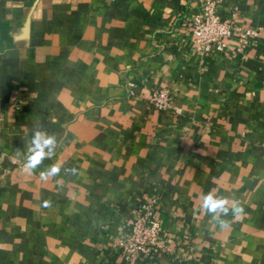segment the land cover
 <instances>
[{
    "label": "crops",
    "instance_id": "crops-1",
    "mask_svg": "<svg viewBox=\"0 0 264 264\" xmlns=\"http://www.w3.org/2000/svg\"><path fill=\"white\" fill-rule=\"evenodd\" d=\"M201 8L0 0V264H264V0L220 1L257 35L209 56L188 26ZM35 128L58 144L30 173ZM209 191L244 208L230 227L199 211ZM154 198L172 251L130 262L113 243Z\"/></svg>",
    "mask_w": 264,
    "mask_h": 264
},
{
    "label": "built area",
    "instance_id": "built-area-1",
    "mask_svg": "<svg viewBox=\"0 0 264 264\" xmlns=\"http://www.w3.org/2000/svg\"><path fill=\"white\" fill-rule=\"evenodd\" d=\"M220 1L201 0V11L188 23L193 35V46L202 56L226 52L235 33L239 50L248 44L251 37L257 35L255 29L238 27L231 19H223L218 12ZM172 100V92L168 87H156L150 96L151 104L158 110L172 107ZM175 112L181 115L182 109L175 108ZM158 202L154 198L140 205L135 210L136 217L129 219L126 235L113 243L114 249L126 260H155L158 252L172 251L163 239L162 224L157 214Z\"/></svg>",
    "mask_w": 264,
    "mask_h": 264
},
{
    "label": "clouds",
    "instance_id": "clouds-1",
    "mask_svg": "<svg viewBox=\"0 0 264 264\" xmlns=\"http://www.w3.org/2000/svg\"><path fill=\"white\" fill-rule=\"evenodd\" d=\"M58 144V139L55 135H51L42 131L39 128L33 130V135L28 145L27 153L24 157L25 170L34 173L45 159H52L55 155V150ZM64 171L75 174L76 169H64ZM61 172V165L53 164L40 171L39 176L41 180L47 181L50 177H56ZM50 205L49 201L44 202V206ZM229 201L226 197L218 196L213 191H209L203 196V203L199 211L209 215L211 219L216 222L220 228L230 227L229 222L224 219L230 213L233 216H238L244 213V208L238 201L232 202V207L229 206Z\"/></svg>",
    "mask_w": 264,
    "mask_h": 264
}]
</instances>
